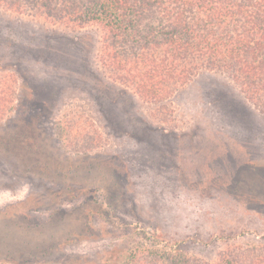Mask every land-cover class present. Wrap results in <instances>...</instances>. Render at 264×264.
<instances>
[{
  "label": "rangeland",
  "instance_id": "rangeland-1",
  "mask_svg": "<svg viewBox=\"0 0 264 264\" xmlns=\"http://www.w3.org/2000/svg\"><path fill=\"white\" fill-rule=\"evenodd\" d=\"M59 36L70 42L69 51H60L89 64L91 73L56 70L52 55L58 43L52 38ZM100 37L97 27L65 28L34 12L18 15L0 8V137L18 126L33 127L31 114L41 113L34 118L35 127L53 157L63 155L72 163L79 157L98 159L101 165L112 163L118 174L126 166L132 192L127 187L121 192L129 193L131 201L124 205L123 218H140L159 239L175 245L170 253L176 262L225 264L246 251L264 255V113L219 73H200L164 107L147 103L108 77L98 62ZM60 74L70 81H56ZM99 95L115 105L104 109ZM226 103L235 109L234 117L223 116ZM31 107L33 112L25 114L23 108ZM10 165L0 170V212L25 219L19 221L24 232L51 233L53 225L45 223L51 213L70 215L82 204L84 194L72 199L65 178L54 180L43 170L30 169L11 179ZM6 183L12 188H2ZM49 187L63 191L57 196L62 207L42 208L40 199ZM133 200L138 210L130 205ZM94 220L96 232L103 233L106 226ZM118 242L120 238L105 234L71 244L67 254L98 261V254ZM145 257L136 260L149 264ZM175 260L159 259L164 264Z\"/></svg>",
  "mask_w": 264,
  "mask_h": 264
},
{
  "label": "trees",
  "instance_id": "trees-1",
  "mask_svg": "<svg viewBox=\"0 0 264 264\" xmlns=\"http://www.w3.org/2000/svg\"><path fill=\"white\" fill-rule=\"evenodd\" d=\"M0 8L18 15L34 12L65 28L97 27L101 32L99 64L109 71V78L147 103L164 107L200 73H219L241 90L249 104L264 113V0H0ZM52 40L58 43L52 55L56 70L91 73L89 64L85 67L76 56L60 51L62 47L68 50L70 42L60 36ZM55 80L70 81L62 74ZM209 86L212 91L218 88ZM97 98L104 109L115 105L108 96ZM226 106L223 116L234 117L235 109L230 110L228 103ZM23 109L28 115L35 108ZM31 116L33 127L25 130L18 126L0 137V170L11 163V179L23 170H43L54 180L65 178L70 182L66 189L71 191L72 199L82 194L85 197L80 207L74 208L75 213L50 214V221L45 223L53 225L51 233H46V226H42L46 231L24 232L19 221L25 219L9 215L6 210L0 212V264H142L136 260L141 255L147 256L149 264H164L159 259L173 263L175 258L170 252L177 250L175 245L159 239L140 218H123L124 205L131 202L129 193L121 194L126 187L131 191L126 166L122 164V174H118L112 163L101 165L98 159L79 157L72 163L63 155L53 157L45 147L42 131L37 132L35 127L34 118H41V113ZM19 117L24 120L22 115ZM14 142L18 148H12ZM6 184L2 188H12ZM46 192L47 197L40 199L42 208L63 206L57 197L62 190L49 187ZM131 204L136 210L140 208L136 200ZM26 213L22 216H28ZM94 219L106 226L103 233L96 232ZM105 234L120 238V242L98 254V261L87 255L67 254L71 244L104 238ZM174 264L200 263L183 258ZM225 264H264V255L246 251Z\"/></svg>",
  "mask_w": 264,
  "mask_h": 264
}]
</instances>
